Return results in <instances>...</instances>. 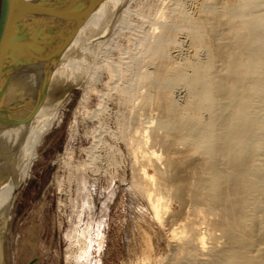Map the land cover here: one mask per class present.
<instances>
[{
    "label": "bare ground",
    "instance_id": "obj_1",
    "mask_svg": "<svg viewBox=\"0 0 264 264\" xmlns=\"http://www.w3.org/2000/svg\"><path fill=\"white\" fill-rule=\"evenodd\" d=\"M68 1L47 0V4L67 5ZM126 1L82 0L77 20L70 23L61 16L56 26L42 34L49 38L51 45L58 39L62 42L68 39L50 66L17 63L10 77L5 78V86L0 87V117L15 115L14 120L0 123V264L14 190L23 179L39 138L49 126L51 88L70 70L84 67L78 56L88 44L108 34L106 31L112 21L119 14V18L122 16ZM220 6L219 12L213 7L203 12L193 8L192 14L188 13L190 9L175 11L173 20L163 26V32L148 49L147 54L158 67L149 71H154L153 74L142 75L140 83L150 88L149 96L152 95L160 112L158 128L161 132L158 128L144 130L143 142L139 144L143 145L131 148L138 171L134 184L145 191L147 197L154 193L155 189L151 190L156 182L169 189L168 201L203 203L211 217L205 220L197 216L200 211L196 210L173 232L181 240L193 238L202 248L203 235L198 233V225L206 223L211 238L218 230L224 246L209 252L210 264H264V169L257 162L264 110L262 114L256 111V108H264V12H259L260 8L264 9V0H221ZM179 21H184V26ZM76 23L80 25L74 32ZM181 29L193 32L195 45L200 42L199 45L209 51L210 59L201 61L200 57L201 60L193 59L187 64L175 60L174 68L167 73L164 65L172 60L168 47L179 39L176 34ZM174 47L180 48L179 44ZM162 64L166 73L163 67L161 69ZM179 84L193 92L192 99L182 105L172 98L175 94L171 96V88L178 89ZM149 138L160 145L161 154L147 149ZM161 164L165 166L163 170ZM162 198L161 195L156 201L149 200L153 215L159 221L162 214L168 212L167 200Z\"/></svg>",
    "mask_w": 264,
    "mask_h": 264
},
{
    "label": "rangeland",
    "instance_id": "obj_2",
    "mask_svg": "<svg viewBox=\"0 0 264 264\" xmlns=\"http://www.w3.org/2000/svg\"><path fill=\"white\" fill-rule=\"evenodd\" d=\"M193 1L127 0L122 16L112 21L108 34L88 44L78 56L84 67L70 70L51 88L49 126L35 146L9 207L3 237L5 264H210L209 252L223 248L220 232L215 230V237H209L206 223H200L197 230L203 235L202 248L193 238L181 240L173 232L198 210L203 214L197 216L205 220L211 217L202 202L168 201L169 189L156 182L151 190L155 189L154 195L147 197L134 184L138 171L131 150L143 145H139L143 142L141 133L157 129L160 120L150 88L140 83L145 73L153 74L158 67L147 54L149 47L163 26L173 20L175 11L222 10L221 0ZM179 24L184 26L185 22ZM180 32L176 34L179 39L168 47L173 65L162 64L163 72L166 66L170 72L181 60L187 64L200 57L201 61L210 59L200 42L195 45L193 32ZM179 86L180 91L174 86L170 90L174 101L182 105L192 99L193 92ZM262 109L256 111L262 114ZM147 142L148 150L163 152L151 138ZM257 156L264 169V129ZM147 170L151 172V168ZM161 195L167 200L168 212L159 221L149 200L156 201ZM173 212L179 214L174 216Z\"/></svg>",
    "mask_w": 264,
    "mask_h": 264
},
{
    "label": "water",
    "instance_id": "obj_3",
    "mask_svg": "<svg viewBox=\"0 0 264 264\" xmlns=\"http://www.w3.org/2000/svg\"><path fill=\"white\" fill-rule=\"evenodd\" d=\"M81 2L82 0H69L67 5L63 3L55 6V3L47 4V0H0L1 88L5 86V78L10 77L17 63L28 66H50L51 61L64 49L68 39L65 42L58 39L54 45H51L49 38L42 37V34L48 28L51 30V27L56 26L61 16L68 22L77 20ZM79 25L80 23L74 25V32ZM45 83H47L46 79ZM12 116L0 117V123L10 122ZM1 262L5 264L3 255Z\"/></svg>",
    "mask_w": 264,
    "mask_h": 264
}]
</instances>
